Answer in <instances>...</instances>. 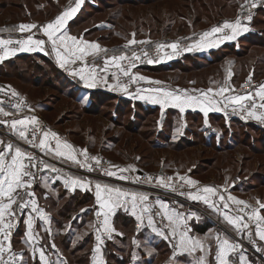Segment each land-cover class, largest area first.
Segmentation results:
<instances>
[{"label":"rangeland","instance_id":"374dc122","mask_svg":"<svg viewBox=\"0 0 264 264\" xmlns=\"http://www.w3.org/2000/svg\"><path fill=\"white\" fill-rule=\"evenodd\" d=\"M0 1H4V0H0ZM44 1L46 0H42L43 4H41L40 7L31 6L30 12L27 15L28 16L27 19L21 18L22 17L21 16L20 18H16L18 19L17 21L14 18L9 17V13L7 11L8 9H4V10L0 9V29L3 28V30H10L7 32L14 33L18 31L19 29L18 28L10 29L11 27L10 25L12 24H14V26L17 23L44 25L45 23H48L52 21L53 19H55L59 15V13H61L62 11H66L70 6L74 7L76 3V0H50L51 5H47L44 3ZM90 1L92 2H89V3L95 4L96 6H101L102 10L101 11L87 10L90 12H87L86 14H84L83 19H81L78 22V24H76V26L73 27L71 35L77 37L78 39H85V40H90V41L97 40L99 41V43L103 44L104 46L116 45L115 46L116 49L114 51H116L120 55H125L126 57H128L134 52L133 50H135L136 48L143 47L147 42L158 43V42L165 41L164 43H162L163 45L176 43L177 45L180 44L178 45V47L182 45L189 46V44H192V42H195L197 39L201 37L202 31L208 28H210V31H211L213 27H223V25L227 22V20L229 21V23H235V21L237 20L238 12L240 11V9H244L245 4L249 2L250 0H232V2L230 0L229 2L228 0H207L208 3L211 2L210 6L198 5L196 7V11H195L196 20L192 18L191 16H185V17L184 15L181 16V13H183V9H179V7L186 6V3L183 2V0H150L148 2H140L139 0H135L136 2L134 3H130L129 0H90ZM230 2L231 4L229 5ZM223 4L225 5V9H237L236 13L231 18H227L226 20L222 21L221 24H215V22H211V19L208 17V14H207V9H220V7ZM178 9L180 12L178 11ZM35 11H38L41 14L39 13L34 14ZM129 13L131 15H129ZM24 16L26 15H23V17ZM259 18L260 20L262 19L261 17H258L257 19ZM154 19L158 21V24H156L157 22ZM193 19H194V22H191V20ZM18 21H23V22H18ZM188 22L190 23V27H189L190 30L188 29L189 31L186 32L187 35L185 33H181L180 35H177L176 29L178 28V26H180L181 23H185L186 25V23ZM250 23L251 22L247 23L246 25L241 24V26H243L247 30H250V27H251ZM18 25H21V24H18ZM7 26H10V27H7ZM257 28L260 29V31H264V21L261 22V24ZM222 33L223 32L217 33L215 34L214 37L224 42L225 36H223ZM231 33H232V30H231ZM133 34L135 35L133 36ZM181 37L185 38L182 43L175 42L177 38H181ZM133 38L138 43L139 41H145L146 43H142L141 46L132 47L129 50L126 49V51H124L122 48H118L121 46L128 45L129 41L132 40ZM162 52L164 53V56L160 62L164 61V58H166L169 53L178 54L177 50L174 52L171 48H167V47L163 48ZM220 61L221 62L219 64L218 63L215 64L210 69L203 70L201 72H195L191 70L189 74H183V73H180V71L179 72L169 71L166 73L164 72V73H157V74H150V73H145L144 71H139L138 72L139 76H143L145 78H151L152 80H157L160 83L149 84L148 82H145V80H141L143 82L141 86L133 88L128 93L126 91H124L123 93L137 94L139 92L142 94L146 88L164 89L166 87L167 90H171L172 92H176L180 94L186 92L189 95L190 94L198 95V94H203L205 92L211 95L212 93L209 91V89L216 90L218 87L223 86L225 84L227 85L229 82V83H232L233 86L236 87L237 89V90L235 89L233 93L238 94L243 83L246 80H248L249 77L254 78L257 82L260 83V85H264V46H257V45L250 46L247 50V56H245V58H237L229 54L228 56H225L222 59H220ZM39 62L43 63V60H39ZM25 67L26 65L23 66V69ZM114 68H116L115 65H113L112 67L108 69L109 70L107 74L108 81H107L106 86L108 88L110 84L113 85L114 88L118 89V91H116V93H118L119 91H122V89L117 85L115 79L111 77ZM28 70H29V74L34 71L30 67ZM31 75L32 76H30L31 78L29 81L20 80V79H14V80L10 79L8 88L22 94L29 101L32 107H34L33 101L35 102L37 100L43 103H46L47 106L51 107L49 110L47 109L44 110L43 109L44 107L40 105L43 107L42 109L44 111L38 109V106L36 105L35 106L37 108L35 107L34 108L43 115L46 121V124L48 123L51 129L53 130L52 132L56 133L59 136L62 135V139L65 138L64 139L65 142H67L69 139L71 140L72 143L80 141L78 138L71 135L72 131L80 133L82 139H87L88 133L84 132L87 125L88 126H92V125L98 126L100 124V127L102 126L104 128V131L108 138L106 137L103 140V137H102L101 140L99 139V142L103 140V145H106V143L104 144L105 140L110 141L109 137L111 136L113 137L118 133L120 134L122 133V136L124 137V141H126L127 138H129V136L132 134V133L126 134V129H125V127L127 126L126 123L129 117V113L125 114V116L123 115L120 117V119L123 120L122 121L123 124L120 123L119 125L113 124L108 121L107 119L108 115H107L106 108H104L101 114L98 116H94V115L90 116V115L82 114L79 110L80 106L76 104L73 99L67 98L64 95L59 94L55 89L47 88L46 86L38 88L39 85H36L34 83L35 75L34 74H31ZM252 75L256 76V78L253 77ZM178 78L180 79V81L175 82V79H178ZM183 78H186V80L182 81ZM229 78L231 79V81L229 80ZM11 83L16 84V87L18 88L14 87ZM164 83H166L167 85ZM0 84L5 85V83L3 84L2 82H0ZM200 88H204L203 90L205 91L197 92L195 90V89H200ZM18 89L21 90V92ZM257 91H259V89ZM211 97L209 98L212 99ZM86 99H89V97H87ZM251 102L253 101H247L244 104L250 105ZM255 103L257 105V108L252 109V111L257 112V113L258 112L263 113L264 111L262 110V108L259 107V104L261 102L258 96H257V101ZM237 108H239L237 109V111L243 110L240 108V106H238ZM246 115H247V112H246ZM249 117L250 116H248V118ZM175 120H176L175 130L177 128H182V126L184 125L186 121V120H183V119L181 120L178 118H175ZM254 123H257V121H254ZM260 124L262 125L263 123H260ZM149 135L150 133L147 136ZM147 138L140 137L138 140L139 141L138 146L140 147L138 149L136 148L138 151L136 150V152L133 153L132 152L133 149H131L132 157H129L127 159L123 157L125 160L114 159L115 157L113 153L102 152L99 149V145L95 149H90L88 147L80 146L81 150L77 151V158H78V153L81 154L85 152L90 153L92 155H96V156L102 155L105 157L106 160H110L109 161L110 163H108V166L104 167L103 169L104 173H105V170H110L117 174V178L120 176L119 173H122V174L132 173V174L137 175L139 171H146V173H149L150 175L158 176L159 184H160L161 178H163L164 181L168 184L175 185V186L182 187V188L186 187L187 190H185L186 192L184 193L185 195L177 194L178 197H182V201H179L175 199L174 197L164 196L158 192L143 190L140 188H136V189H138L140 192L145 191L146 194L157 195L159 197L166 198V200L170 202V204H174L179 209L181 208L187 215L194 214L202 219L199 224L195 223L192 225V227L195 225H203L205 223H210L213 225L214 229H216L215 231H217L219 235H223L224 237H227L224 234L227 231L226 234H228L229 232V234H231V236L233 237L232 235L233 233L231 232V230L225 227L224 224H221L222 222L220 221L219 217L214 212L208 210L207 208L206 210L200 204L196 206L193 203L192 204L190 203L191 200H189L188 197H190L191 195L197 194V191L195 189L200 186L204 188L205 187L204 185L206 184L205 182H208V181H211L210 187H213L214 189L216 188L221 189V191L223 190L222 194L219 193L218 190H216V194L214 195V197L215 196L217 197V193L220 196V195H223L224 192L228 196L233 195V196L241 197L243 199L242 201H244L249 207H252V212H253V209H256L257 214L260 215L262 218H264V213L260 212V207L258 204V202L264 203V187H263V184L261 183V181L264 180V179H261L262 177L264 178V148H262L261 141L259 140L260 137L257 138L255 141L256 142L255 144H257L259 147L256 152L251 149L250 145L241 144L235 147L233 149V152L231 153L233 157L236 158V165L234 167L236 168L238 175L239 176L241 175L240 183L237 181L238 177L232 178L233 176L232 171H222L221 174H218V176L216 172L206 175L205 171H203V168L209 167L210 171H218V170H213V169L218 166L217 163L222 162V159L224 158V156L217 155L213 149H210L208 147L206 148L200 143H198L197 145H194L193 148L190 147L188 149H185L183 153L180 154L187 161L186 164L183 165L181 168L177 167L173 163L172 164L165 163V167H164L163 161L165 162L166 159L168 160V158L173 157L174 153L170 149L168 150L161 149L158 152H155L157 157L153 165L149 167H144L143 165L141 166L138 163L140 158L134 157V156H138L140 151L144 149H150L152 147L151 142H153V139H149V137ZM108 144H111V143H108ZM132 147L134 148L135 145L132 144ZM25 152H28L27 148H25ZM149 154H150V151L145 155V158H143L144 162L147 159H149L150 157ZM214 158L217 159V162L216 160H214ZM113 160L116 162H112ZM210 160H213V162L215 161V163L210 164ZM78 169L79 171H82L83 167L79 165ZM120 169H127V171L120 172ZM224 172L226 173L224 174ZM45 177L42 179V181L45 179ZM169 177H171L172 179L168 180ZM180 177H187L188 179L196 180L199 182V184L196 183L197 184L196 186L188 185L184 180L180 179ZM178 179L181 181H178ZM105 180L106 179H100V180L98 179V182H103V183L108 182ZM119 181H120L119 184L121 185L124 184L121 182L122 179H119ZM241 182H246V183L250 182V184L255 185L254 187H257V188L252 189L254 190V192L251 191L250 194L248 195L240 194L239 193L240 191H237L238 192L237 193L231 190L232 186L235 187V185L236 186L240 185ZM159 186H162V185L160 184ZM174 190H178V188L176 189L174 188ZM199 193L201 195L204 194L202 191ZM224 208L225 207L222 206V210H224ZM227 211L229 213L230 212L232 213L231 209H227ZM157 215L161 217V222L165 223V225L169 228V233H170L169 235L165 233V236L167 238H165V236H160V235L158 236L164 240V243L168 246L166 247L170 248L169 252H170V255H172L171 257H176L177 255L180 254V250H181V248L178 247L179 236L178 234L173 236L172 228L169 226L168 220L166 218H163V214L156 207H151L149 211V216L154 220V224H155L154 227L156 229L162 231L160 226L158 225V220H156ZM251 216L254 217L252 213H251ZM8 218L9 217H6V219ZM92 224H93L92 228L88 229L86 232H88L89 230L90 231L92 230L93 232L95 228L97 230V227L98 228L101 227L97 223L96 217H94ZM213 227H211L210 230H212ZM210 230H208L207 232H209ZM260 230H264V226L261 227L259 231ZM102 232L106 234L107 236L105 237L106 240L109 239L108 233L104 232L103 228H102ZM192 233H193L192 236H194L193 240H196L199 236H201V237H204L205 243H208L211 246L212 249H211L210 263L211 264L215 263L214 255L216 253L214 252V246L216 244V241H214L215 239L213 238V236L199 235L193 231ZM77 235L78 234H76V237L79 240V237H81L82 235L79 237ZM170 237L172 239L173 245L176 243L177 248L175 251L172 248ZM229 240L230 241L232 240V243L235 244L233 239H229ZM257 240H258L259 245L261 246L260 252L263 253V246L258 237H257ZM199 241L201 242V240ZM97 245H98V241L94 239V242L92 244L93 248H96ZM103 245L104 243H102V245L99 244V247L100 246L103 247ZM163 248L164 249H159V250L147 249V251L149 254H155V255L158 254L159 256L164 255L165 258H167V255L169 253L165 251V247ZM59 250L62 255L66 252L62 248H60ZM96 258H97V255L95 254L94 259ZM260 258H264L263 254H261ZM58 259L59 257L57 258L55 255L54 256L49 255L47 257L48 264H52V263L58 264ZM135 259L137 261L136 263L138 264H143L144 262L142 256L139 253ZM104 260H105V256H104ZM230 260L232 264H235L234 257H230ZM170 261L172 262V260ZM248 261L251 264H262L260 261H256L254 263L251 258H249ZM189 263H190V260H188L187 262L182 261V264H189ZM238 263H241V260H239ZM155 264H159V262Z\"/></svg>","mask_w":264,"mask_h":264},{"label":"trees","instance_id":"16d2710c","mask_svg":"<svg viewBox=\"0 0 264 264\" xmlns=\"http://www.w3.org/2000/svg\"><path fill=\"white\" fill-rule=\"evenodd\" d=\"M129 1L130 3L136 2L135 0H129ZM139 1L148 2L150 0L147 1L139 0ZM230 1L232 2V0ZM89 2L92 1L89 0L83 5L82 10L79 12L77 17L70 25L71 31L73 27H75L76 24H78V22L81 19H83L84 14L90 12L91 10H95V11L102 10L101 6H96L95 4ZM183 2L186 3V6L179 7V9H183V13H181V16L183 15L184 17L191 16L194 19L196 17L195 11L198 5L210 6L211 4V2L208 3L207 0H183ZM231 2L229 3V5L231 4ZM44 3L47 5H51L50 0H46L44 1ZM41 4H43L42 0H4V1H0V9L3 10L8 9L7 11L9 13V17L14 18L17 21L18 19L16 18H20L21 16H22L21 18L27 19L28 18L27 15L30 12L31 6L40 7ZM236 11L237 9H225V5L223 4L220 7V9H207V14L208 17L211 19V22H215V24H221L222 21L226 20L227 18H231L236 13ZM37 13L41 14L38 11H35L34 14ZM23 15L26 16L23 17ZM129 15L131 14L129 13ZM258 17H261L262 19L261 20L260 18L257 19ZM194 19L191 20V22H194ZM154 20L157 22L156 24H158V21L156 19ZM263 21H264V7H260L257 9L250 23L251 27L249 26L250 27L249 33L238 38L236 42H233L231 44H226L218 50H213L208 55L201 54L197 51H188L183 55H179L174 60L168 62L159 61L155 64L145 65L143 67L136 69L134 72L137 76H139L138 75L139 71H144L145 73H150V74H157L164 72L166 73L169 71L172 72L180 71V73L189 74L191 70L195 72H201L203 70L210 69L215 64L217 63L219 64L221 62L220 59H222L225 56H228L229 54L237 58H245V56H247V50L250 46H255V45L264 46V41H263L264 31H260V29L257 28ZM18 22H23V21H18ZM18 24H22V23H17L15 24V26L14 24H12L10 25L11 27L10 26L7 27H10V29H17L19 26ZM186 25L185 23H181V25L178 26V28L176 29L177 35H180L181 33H185L187 35L186 32L190 30L189 29L190 23L188 22L186 23ZM7 31L10 30H3V28L0 29V33ZM39 60H43V63L39 62ZM24 65H26V67L23 69ZM29 67L34 70L30 74L28 70ZM31 74L35 75L34 83L36 85H39L38 88L46 86L47 88L55 89L59 94L64 95L67 98L73 99L75 103L80 106L79 110L82 114H86L90 116L91 115L98 116L101 114L102 110L106 108L108 121L113 124L119 125L123 121L120 119V117L123 115L125 116V114L129 113V117L126 123L127 126L125 127V129H126V134L128 133H132V134L129 136V138H127L126 141H124V137L122 136V133L121 134L118 133L113 137L112 136L109 137L110 141L105 140L104 144L106 143V145H103V140L107 137L104 128L102 126L100 127V124L98 126L87 125L84 131L88 133L87 139H82L81 134L78 132H73V131L71 132L72 136L80 140L78 142H73L74 146L77 147L79 150H81L80 146L88 147L90 149H95L99 145V149L102 152L113 153L115 157L114 159L125 160L129 157H132L131 156L132 152L135 153L136 150L140 147L138 146L139 145L138 140L140 137L142 138L149 137V139H153V142H151L152 147L150 149H144L139 152L138 156H134L140 158L138 163L141 166L143 165L144 167H149L153 165L157 157L155 152H158L161 149L163 150L170 149L174 153L173 157L168 158V160L166 159L164 164L174 163L177 167L181 168L183 165L186 164L187 161L180 154L183 153L185 149H188L190 147L193 148L194 145L200 143L206 148L208 147L210 149H213L217 155L224 156L222 162L217 163L218 166L213 169L218 171H210L209 167L203 168L205 174L207 175L216 172L218 176V174H221L222 171H232L233 172L232 178L238 177L237 181L239 182L241 175L240 176L238 175V172L234 167L236 165V158L233 157V155L231 154L233 152V149L238 145L246 144V145H250L251 149L256 152L259 147L257 144H255L256 143L255 141L259 137H260L259 140L261 141L262 144V148H264V126H262L261 124L247 123L240 119H232L228 121L229 119L227 120V118L223 114H213L209 116V122L212 126L216 128V130H210L208 127H206V122L204 120L203 115L197 112L194 113L187 112L185 114V120H186L185 122L187 123L185 135L178 142L175 143L172 141V136L176 125L175 118L182 120V114L179 111L168 110L164 113H161V111L157 108L149 107L141 102H133L130 99L124 98V96H120V94L118 93H110L101 90L91 93L89 96L90 99L89 103L87 104L86 102L80 101L78 99L79 91L81 90V84L79 82H75L69 79L64 74V72L61 71L55 65L53 60L38 54L17 55L10 60H5V58L3 60H0V82H2L3 84L5 83L6 86L3 85V87L7 89H10L8 88L10 79L11 80L20 79V80L29 81L31 78L30 76H32ZM253 77L256 78V76ZM185 80L186 78L182 79V81ZM177 81H180V79L179 78L175 79V82ZM11 84L14 87H16V84L14 83ZM19 91L21 92V90ZM16 93L20 94L19 92ZM33 103L35 108H37L36 106H40V105L44 107L43 108L44 110L46 109L49 110L51 108L47 106L46 103H43L38 100L35 102L33 101ZM160 126L162 127V129H160ZM149 133L151 136L150 135L147 136ZM220 135L222 136V138L220 141H218L217 137ZM102 137L103 140L99 142V139L101 140ZM132 144L135 145L134 148L132 147ZM131 149H133L132 152ZM149 151H150L149 154L150 157L145 161L146 162L145 163L143 158H145V155ZM214 160H216L217 162L216 158H214ZM112 162H116V161L113 160ZM211 163H215V161L213 162V160H210V164ZM225 173L226 172H224V174ZM82 179L84 181H89V180H85L84 178ZM261 179L264 178L262 177ZM261 183L263 184L264 187V180H262ZM254 186L255 185L250 184V182H248L247 185L242 184V187L245 188L243 192L250 193L252 189L257 188ZM38 188L39 185L35 189V196ZM232 191L237 192L239 190H237V188L234 187L232 188ZM59 193H60V197H62L63 204L61 205V207L59 208L58 212L55 215L54 222L56 226L62 228V226H64L65 223L71 222L75 214H78L79 212H81V210L88 207H93L92 212L86 213L82 223H80L81 226H79V228L84 227L85 225H87L88 223L94 220L95 216L93 211L95 209L94 207L95 199L90 192H85V193L76 192L75 194H70L69 196H67L66 193L62 190H60ZM34 199H36V197H34ZM56 203L57 202H54V205H56ZM48 209H50V207ZM122 217H123V221L120 220V216L116 218L115 226L117 227L123 226L125 233L123 236L116 237V240L122 244L123 246L122 248H125L127 243H130L131 241L130 235L134 233V226H133V220L129 219L128 217L125 218L124 216ZM76 221L77 219H74L72 221L73 226L77 224ZM220 221L222 222V224H224V221L222 219H220ZM21 223L19 225V228H21ZM211 227H213V225L210 223L197 225L194 226V232L198 234H205L207 233L208 230L211 229ZM234 230L235 233L237 230L236 229ZM224 234L229 239L234 240L232 236L230 238L228 234L226 233ZM257 237H258V233H257ZM94 239H95L94 232L88 233L87 235H82L81 237H79V240L77 239V237L72 238L67 235H59L54 237V241L57 244V246L66 251L62 256L64 264H92V257L94 254V248L92 244L94 242ZM103 250L105 256V264L128 263V258L130 257L129 255L130 251L127 253L125 249H119L116 246V243H112L111 241L108 242V239L105 240V243L103 245ZM120 252L121 253L123 252L124 254L122 257H120L122 259L118 257V253ZM246 256L251 258L254 263L257 261L254 257L250 255H246ZM232 257H234V253H232ZM238 260H240L239 257ZM34 264H38V263L35 262Z\"/></svg>","mask_w":264,"mask_h":264},{"label":"crops","instance_id":"0c3cea01","mask_svg":"<svg viewBox=\"0 0 264 264\" xmlns=\"http://www.w3.org/2000/svg\"><path fill=\"white\" fill-rule=\"evenodd\" d=\"M81 10H82V8L77 9L75 14L66 22L64 31H66L69 35H71V33H72V31L70 29V25L72 24V22L74 21V19L77 17V15L79 14V12ZM63 12L64 11L59 13L58 16H60ZM56 18L53 19L52 21L48 22V23H45L44 25H38L37 24V26H40L39 28L38 27L37 28L40 30L41 34L44 36V38L48 42L47 46L46 45L43 46V50L16 52L15 55L8 56L5 58V60H10L17 55H30V54L42 55L44 57H47V58L53 60L55 65L61 71H63L64 74L69 79H71L75 82H79L81 84V90L79 91L78 99L80 101L86 102L87 104L89 103L90 99H86V98L89 97L90 94L93 92L101 90V91H106V92H110V93H116V91H118V89L114 88L113 85H111L109 83L110 85L108 86V88L106 86L107 81H108L107 80V74L109 72L108 69L110 67H112L113 64H109L106 71L103 70L104 66H105L104 62H105L106 58L110 59L113 55H118V56L120 55L119 53L114 51L116 49V47H115L116 45L104 46L103 44L99 43V41H97V40L96 41H90V40L82 39L83 41H86L89 43L99 44V46L102 49L107 50V53H100L96 56L88 55L87 57H85V59L83 61L77 60L75 63H68L65 65V67H61L60 62L57 59L56 52L53 50V46H52L51 41L48 40V37L46 35H44V32H43V28L47 24L54 22L56 20ZM209 31H210V28L202 31L201 36L203 35V33L209 32ZM249 31L250 30L240 31L235 36V38L225 39L224 42L220 41V39L215 38L214 37L215 35H213L211 37H208L207 40L205 41V43L206 44H212L214 46H206L203 48H193L192 47L193 44L200 43V38H199L195 42H192V44H189L190 49H191L190 51H197L201 54H207L208 55L213 50H218L226 44H231L233 42H236L238 40V38L248 34ZM231 35H232V33H231ZM151 43L152 42H147L145 45L151 44ZM141 44L142 43L128 44V45L121 46L118 48H122L124 51H126V49L128 47L132 48V47H136V46H141ZM60 51L63 52V49L61 48ZM169 56L171 58H168ZM178 56L179 55L177 53H174V54L169 53L168 56L166 58H164V61L168 62V61L174 60ZM81 68H83L85 70L82 73L85 76V78L90 83L94 84L93 87L86 86L85 80L80 79V75H72L73 70L79 72V70ZM229 80L231 81L230 78H229ZM151 81H157V80H152L151 78L145 79V82H148L149 84H153V83H150ZM164 84H166V83H164ZM221 88H226L227 91H225L222 96L221 95H215L216 93L219 92V90ZM203 89L204 88L195 89V90L197 92H201V91L204 92L205 90H203ZM235 89H236V87H234L233 84L229 83V82L227 85L225 84L223 86H220L216 90L211 89L210 92L212 94L211 95H209V93H207V94H208V97L212 96L211 101L215 105V108H210L209 111L207 112V115H205V113L201 110V107L199 105H196L193 107H186L185 110L183 112H181L179 108L173 106L171 103L161 105L160 103L153 102V100L149 99L148 97L157 96L158 93L153 92V91H149L150 88H146L142 94L139 92L137 94H131V93L125 94V93H123L124 91H119L118 94L122 93L121 96H124V98L130 99L133 102H141V103H143L149 107L157 108L161 111V113H164L168 110L179 111L182 114L183 120H185V114L187 112L200 113L204 117V120L206 122V127H208L210 130H216V128L210 124L209 116L213 115V114H223L226 117V111H228V110L233 111L234 108L236 109V111H237V109H239V108H237L238 105H233V104H228L227 107H225V104H226L225 98L226 97L233 96V95H242L239 92H238V94L237 93L234 94L233 92L235 91ZM156 90L171 91V90H167L166 87L164 89L161 88V89H156ZM69 92H70V90H69ZM181 94H183V93H181ZM190 95H192V94H190ZM192 96H196V97L200 98L201 100H204V97L202 94L192 95ZM245 102H247V101H245ZM204 107H208V104L205 103ZM42 108H43L42 106H38V109L43 111ZM216 109H218V110H216ZM3 110H4V112H7L8 115L5 116L2 113H0V141L3 142L2 144H0V148H3L8 143H11L13 145V148L20 147L23 151H25L26 143L24 142V140L19 138L18 131H17L18 129H21L24 126L17 125V129H13L11 127V124H12V122L17 121V120H30L31 118H29V117L28 118L16 117L12 114L11 111H9L7 109H3ZM262 110L264 111V108H262ZM255 113H256V115L261 114L260 112H258V113L255 112ZM228 121H230V120H228ZM244 121L247 123H254V121H257L258 124L263 123L262 126H264V122H261V120L256 119L254 116H250L249 118H248V116H246ZM186 125H187V123L185 122L184 125L182 126V128H177L176 130H174L173 136H172L173 142H175V143L178 142L185 135ZM160 129H162L161 126H160ZM52 131L53 130L51 129L50 125L47 123V132H52ZM57 136L59 137L61 143H65V141H64L65 138L62 139V135H60V136L57 135ZM221 138H222V136L220 135L217 137V140L220 141ZM53 140L54 139L49 137V142L53 141ZM69 140L68 141L66 140L67 141L66 143L73 146V149L75 150L73 154L77 156V151L79 149L74 146V143H72L71 140L70 141ZM48 155H49V161H48L49 168L46 169L45 179L39 184V188L36 192V196H35L36 199L35 200L37 202L38 209L40 211H43L47 215L49 222L46 223L44 220H42L39 217L38 212L31 211L22 220L21 228H19V226H18L16 229H14V231H12V233H13L12 245H13L14 250H15L14 254L17 256L16 264H34L35 262H37L38 264H42V261L40 259V252L41 251H43L46 260H47V257L49 255H53V256L55 255L57 258L59 257L58 264H64V261L62 258L63 255L60 253V250H59L60 248L55 243L54 237L59 236V235H67V236L73 238V237H76V234H78L77 236L79 237L81 235H87L88 233H91L92 230L91 231L89 230L88 232H86V231L88 229L92 228V225H93L92 222L88 223L87 225H85L82 228H79V226H81L80 223H82L86 213L92 212L93 207L84 208L83 210H81V212H79L78 214H75V216L71 220V222L65 223V225L62 226V228H60L59 226H56L55 222H54L55 215L58 212L61 205L63 204L62 197H60L59 191L60 190L64 191L67 196H69L70 194H75L76 192H82V193L90 192L95 199L94 200L95 209H94L93 213H94V216L96 217V221H97L98 217L96 215V212L100 211V209H99V205L96 202V197H95V184L96 183H100L101 185H108L110 187L120 188V189H122L126 192H129V193L136 192V193H142L144 195H147L148 200L146 202H144L143 207H148L149 209L151 207H156L162 214H163V210L160 209L159 202H163V203L167 204L169 212H174V213H176L179 216L184 218L182 223L180 225L176 226L178 236H179L180 232L186 231L187 235L190 238H192V239L194 238V236H192V234H193L192 231L194 232V226L192 227V225L195 223L199 224L200 221L202 220L198 216H196L194 214L187 215L181 208L179 209L174 204H170V202H168L166 200V198L159 197L157 195L146 194L145 191L140 192L138 189H136L130 185H127V184L121 185V184H115L112 182H104L103 183V182H98V180H96V181H90L91 183L89 184L88 188H86V189H82L79 186H71V185L66 187L64 184V180L68 179L69 177L79 179L80 181H84L81 178L82 175L80 174V171L78 169L79 165L77 163H74L72 161L67 160L66 158H61V157L55 156L54 152L48 153ZM163 163H164V161H163ZM52 167L59 169L60 171L59 172L51 171L50 169ZM164 167H165V164H164ZM178 181H181V180L178 179ZM194 181H196V180H194ZM196 182H197V184H199L198 181H196ZM210 182L211 181L205 182L206 184L204 186L210 187L211 186ZM239 183H240V180H239ZM46 184H47V186H46ZM242 184L247 185L246 182H241V184L237 185V186L235 185L237 190L240 191L239 193L244 194V195L250 194L248 192H243L245 188L242 187ZM211 188H213V187H211ZM232 188H234V187L232 186ZM232 188H231V190H232ZM216 190H218V192L222 194L223 190L221 191V189H217V188H216ZM251 191L254 192V190H251ZM255 191H256V189H255ZM203 195H207V194L204 193ZM223 195H225L224 201H221L219 199V197L221 195L219 196L218 193H217V197L216 196L214 197V195L209 196V204H205L203 202V200H193L190 197H188V198H189V200H191L190 201L191 204L193 203L196 206L198 204H200L205 209L207 208L208 210L214 212L220 219H222L224 221V226L227 227L229 230H231L232 233H234L235 228L225 221L224 215L226 213L227 215H229L231 217L238 216L235 213L232 214L231 212L229 213L227 211L229 206H236V204L234 203V201L227 199V197H229V196L226 195L225 192L223 193ZM230 196L234 197L236 200H243L241 197H237V196H233V195H230ZM168 200H170V199H168ZM54 202H57L56 205H54ZM213 202L215 203V207L210 206V204H212ZM225 203L228 205V207L224 208V210H222V206L224 207ZM49 207H50V209H48ZM106 211H108L109 225L113 229V231L111 233V238L108 239V242L111 241L112 243H116V246L119 249H125L127 251V253L130 251V253H129L130 257L128 258L127 264H138V263H136L137 261L135 259L138 255V253L142 256V258L144 260L143 264H155L157 262H159V264H182V261L187 262L188 260H190L189 264H197V260L199 258H204L205 264H211L210 260H211V249L212 248L208 243H205L204 237H201V236H199L196 240H201V244L203 245V250H201L200 248H197L196 251H194V252L180 250L179 255H177L176 257H171L172 255H170V252H169L170 248H167L168 246L164 243V240L161 237H159L157 235V233H155V231H153V227L155 226V224L153 223L150 225L148 223L149 218H150L149 212H142L141 206L138 204V206L135 209L136 215H134L130 199H129V202L127 204L122 203L120 205L113 206L110 210H106ZM263 211H264V208H260V212L263 213ZM120 214L122 216H124V218L128 217L129 219L133 220V226H134V233H132L130 235L131 241H130V243H127L125 248H122L123 247L122 244L116 240V237L123 236L125 233L123 226H118V227L115 226L116 218L118 216H120V220L123 221V217ZM138 215L141 216V219H139V220L137 219ZM29 216H32L33 220H34L33 233L35 235V238L32 239L31 241H29V239H28V229H27V223H26ZM101 218H103V216H101ZM74 219H77V221H76L77 224H75V226H73V224H72L73 223L72 221ZM102 223H103V219H102ZM242 223H243V218L241 220V224ZM195 226H197V225H195ZM189 227H191V228H189ZM102 228L103 227L101 225L100 228L97 227V230L99 229V234L102 236L103 243H105V240H106L105 237H107V236L105 233L102 232ZM226 229H225V231H226ZM97 230L95 228V230L93 231L95 239H96V235L98 234ZM215 230L216 229L213 228L209 232H207L205 234H199V235H205V236L211 235V236H213V238L215 239L214 241H216V244L214 246V252L217 253L218 244H219V240L217 238L219 237L220 240H222V239L227 238V237H224L223 235H219V233ZM9 232H11V231H9ZM226 233H227V231H226ZM228 235L231 238V234H229V232H228ZM258 238H259V235H258ZM2 239L3 238L0 237V240H2ZM259 240L263 246V254H264V240H261L260 238H259ZM14 242H15V244H14ZM229 242L232 243V241H230V240H229ZM163 247H165V251H167V253H169L167 255V258H165L164 255L159 256L158 254H156V255L155 254H149L147 251V249H152V250L164 249ZM95 249L96 248H94V254L93 255L95 256V254H96L97 258L94 259V256L92 257V264H99V261H102V264H104L105 260H104L103 247L100 246V249H101L100 253H97L95 251ZM6 253H8V252H6ZM232 253L233 252L229 253L230 264H232V262L230 260V257H232ZM123 255H124L123 252L118 253L119 258L122 257ZM120 259H122V258H120ZM214 259H215V263H212V264H218V261L216 260V254L214 255ZM248 259H249V257L246 255L240 256V260H243L244 264H251L248 261ZM170 260H172V262ZM47 264H48V261H47ZM54 264H57V263H54Z\"/></svg>","mask_w":264,"mask_h":264},{"label":"snow or ice","instance_id":"6c2138e0","mask_svg":"<svg viewBox=\"0 0 264 264\" xmlns=\"http://www.w3.org/2000/svg\"><path fill=\"white\" fill-rule=\"evenodd\" d=\"M82 3V0H76L74 7H69L66 11H64L60 16L56 18V20L52 23L47 24L43 28L44 35L48 37V40L51 41L53 50L56 52V56L58 61L60 62L61 67H65L68 63H75L77 60L83 61L85 57L88 55L96 56L100 53H107L106 49H102L99 44L97 43H89L86 41H83L82 39H78L75 36L69 35L65 29L66 22L75 14L77 9L80 7V4ZM253 7H255V4H252ZM33 28H37V25L35 24H21L18 26V29L20 32H26L30 31ZM225 29H231L232 35H227L224 38L225 39H233L240 31H246V28H243L241 26V21L238 19L235 21V23H225L223 27H213L211 31L203 33V35L200 37V43L193 44V48H203L206 46H214L212 44H206L205 41L208 37H211L217 33L223 32ZM135 34H133L134 36ZM138 43L134 38L129 41V44H136ZM139 43H146L145 41H139ZM17 44L18 47H12L9 48V45ZM45 44V41L39 40V39H33L31 36H29L27 39H21L17 41H13L11 39H0V51H2V54H0V60H3L4 58L8 56L15 55L17 51H37V50H43V46ZM171 48L174 52L177 50L178 45L176 43L168 44V45H158V49L163 48ZM63 49V52L60 51V49ZM191 50V49H189ZM145 56H147V53H144ZM168 58H171L170 56ZM125 59H129L130 61H133L128 65L127 68H124L121 66L120 61H123ZM140 59V57L136 54H133L132 57H126L125 55H113L110 59L106 58L104 62V71L107 70V67L109 64L115 65L116 68L120 69L125 76H129L131 72V68L135 67V60ZM148 63H155L156 61L153 59H148ZM85 70L81 68L79 72L73 70L72 75H80V79L85 80L86 86L93 87L94 84L90 83L85 76L82 74ZM131 79L133 81L139 79V80H145L146 78L143 76H132ZM150 83H160L159 81H151ZM249 83H251V77H249ZM126 90V89H125ZM149 91L157 92V96H151L148 97L149 99H152L153 102L160 103L161 105H165L167 103H171L173 106L180 109L181 112L185 110L186 107H193L196 105H199L201 107V110L207 115V112L210 108H215V105L212 103L211 99L208 97L207 93H203L204 100H201L200 98L196 96H192L187 94L186 92L183 94L172 92V91H160L156 89H150ZM211 91V89H209ZM227 91L226 88H221L216 95H223V93ZM12 95H17L15 92L12 93ZM256 96L259 97L260 101L262 103L259 104L260 108H264V85H261L259 88V91L255 93ZM226 104L225 107H227L228 104L238 105L241 109L247 112L248 116H254L256 119L261 120V122H264V113H261L260 115H256L252 109L257 108V105L255 103H252L250 105H245V101H252L253 95L252 94H246V95H233L225 98ZM207 103L208 107H204V104ZM19 107V105H17ZM218 110V109H216ZM233 111H236L234 108ZM0 113L7 116L8 113L4 112L2 108H0ZM38 121L35 117L31 118L30 120H17L12 122L11 127L13 129H17V125L24 126L21 129H18V136L22 140H24L25 143L31 145L32 147H39L40 149L44 150L46 153H53L57 157L66 158L69 161H72L74 163L79 164L82 167H87V170L91 171L92 167L91 165H87L86 161L88 159H92L95 161L97 165L101 163L99 158L97 157H91L89 158L87 156V153H84L85 156V162H81L77 159V156L74 155V149L73 146L68 143H61L59 137L54 132H47L44 131L42 133L43 138L39 139L37 142V132L38 129L36 127H33L31 130V139H29V136L26 134L27 126L29 124L31 125H38ZM49 137L54 139L56 141L55 148H52L49 144ZM3 142L0 141V144ZM39 166H42L44 169H48L49 166L44 163L43 161H37V158L33 156V154L23 151L20 147L13 148V145L11 143H8L3 148H0V237L3 239L0 240V264H16L17 256L13 254L9 259H4V253L11 252V246L10 244H6L9 240L10 232L9 230L13 227V223L11 219H6V217H13L15 215L16 209L13 208V205H17V207L22 211L24 208L31 205V210L33 212H38L39 217L44 220L46 223L48 221L47 215L40 211L37 207V202L35 199H28L25 200L26 197H33L34 193L30 190L32 188V180L34 179V173L30 171L31 168H37ZM54 172H59V169H56L52 167L50 169ZM127 171V169H120V172ZM105 175L108 176H115L116 173L112 172L110 170H105ZM119 179L126 180L128 177L125 176H119ZM172 178L169 177L168 180H171ZM180 179L184 180L188 185L195 186L196 181L188 179L187 177H180ZM90 181H80L79 179H75L72 177H69L68 179L64 180L65 186H79L82 189L88 188ZM160 184L164 187L171 188L172 185L168 184L164 181L163 178L160 180ZM47 186V184H46ZM23 190V195H21V191ZM202 192L207 195H201L199 192L195 195H191L190 198L193 200H203L205 204H209V196L216 194V189L211 187H204L202 189ZM95 197L96 202L99 205L100 211L96 212L97 217L103 216V231L108 233L109 238H111V233L113 229L109 225L108 221V211L113 206H117L120 204H127L129 202V199L132 204L133 208V214L136 215V207L138 204L141 206L142 212H149L150 209L148 207H143L144 202L148 200V196L144 195L142 193H136V192H126L120 188L110 187L108 185H101L100 183L95 184ZM221 201L225 200V197L221 195L219 197ZM228 200L234 201L236 205H243L244 208H248L249 206L242 200H236L234 197H227ZM19 201V202H18ZM260 208H264V203L258 202ZM210 206L215 207V203L213 202L210 204ZM159 207L161 210H163V218H166L169 222V226L172 228V234L175 236L177 234V227L180 225L183 221V217L179 216L178 214L174 212L168 211L167 204L163 202H159ZM224 207L227 208L228 205L225 203ZM240 211H243V209H240ZM159 214V213H157ZM252 215H254L255 219L257 221H261L262 218L260 215L257 214V210L253 209ZM252 216H249V219H251ZM137 219H141V216H137ZM225 221L232 225L237 231H241L242 229H247L248 224L243 223L241 224L242 218L240 216L231 217L225 213L224 215ZM27 229H28V239L31 241L35 238V235L33 233V217L29 216L27 220ZM148 223L151 225L154 223L152 218H149ZM153 231L157 233V235L165 236V233L163 231H160L153 227ZM98 234L96 235V240L98 241V245L95 249L97 253H100L101 249L99 247V244L103 243L102 236L99 234V229L97 230ZM259 238L261 240H264V230L258 231ZM165 238H167L165 236ZM219 240L218 244V251L216 253V260L218 261V264H230L229 261V253L233 252L238 245L234 243H230L227 238H224L220 240V238H217ZM178 247L181 248V250L194 252L197 248H200L203 250V245L199 240H193L187 235V232H180L179 233V240H178ZM22 259V258H21ZM40 259L42 261V264H47V260L45 258V255L43 251L40 252ZM99 264H102V261H99ZM197 264H205L204 258H199L197 260ZM241 264H244V261L241 260Z\"/></svg>","mask_w":264,"mask_h":264},{"label":"built area","instance_id":"2783aa9c","mask_svg":"<svg viewBox=\"0 0 264 264\" xmlns=\"http://www.w3.org/2000/svg\"><path fill=\"white\" fill-rule=\"evenodd\" d=\"M88 0H82V3L80 4V9L83 8V5L87 2ZM255 4V7L252 6V4ZM264 7V0H250L247 2L244 6V9H240V11L237 14V20L239 19L241 21L242 25H246L247 23L251 22L253 19L256 11L258 8ZM227 23L229 21L227 20ZM38 28L40 26H37ZM38 28L31 29L30 31L26 32H3L0 33V39H11L13 41L21 40V39H27L29 36H31L33 39H39L45 41L44 45H48L47 40L44 38V36L41 34L40 30ZM231 34L230 29H225L222 33L223 36H227ZM185 38H177L175 42L182 43ZM165 41L158 42V43H151L144 45L143 47L136 48L133 50L134 52L128 56L132 57L133 54H136L140 57V59L135 60V67L131 68V72L129 76H125L123 72L118 69L114 68L113 73L111 75L112 78L115 79L117 85L122 89V91H126L127 93L130 92L133 88L139 87L143 84V82L139 79L133 81L131 79L132 76H136L135 70L143 67L145 65H150V64H155L159 61L162 60L164 53L162 52V49H158V45H161ZM180 45V44H178ZM12 47H18L17 44L9 45V48ZM49 47V46H48ZM131 49L130 47L127 48V50ZM190 49V46L188 45H182L177 48V52L179 55H183L187 53ZM20 52V51H17ZM147 53V56L144 55V53ZM0 54H2V51H0ZM148 59H153L156 62L155 63H148ZM133 61H130L129 59H125L123 61H120V64L122 67L127 68L130 63ZM260 83L257 82L254 78H251V83H249V79L246 80L242 87L239 90V93L242 95L246 94H252L253 95V102L255 103L257 101V96L255 93L257 90L260 88ZM126 89V90H125ZM14 91L7 89L3 87V85L0 84V108L2 109H7L12 112V114L16 117H21V118H33L35 117L37 121L39 122L38 125H31L29 124L26 130V134L29 136V139H31V130L33 127H36L38 129L37 132V142L39 139L43 138L42 133L44 131H47V124L42 116V114L37 111L32 105L29 103V101L21 94L16 93L17 95H12ZM256 104V103H255ZM19 105V107H17ZM246 112L244 110L242 111H226V118L231 120V119H240V120H245L246 118ZM50 146L52 148H55L56 142L50 141L49 142ZM25 147L28 150V153L33 154L37 158V161H43L44 163H48L49 161V156L48 153H46L44 150L40 149L39 147H32L31 145L27 144ZM88 157H97L101 161L99 165L95 163L94 160L88 159L86 161L87 165H91L92 170L89 171L87 170V167H83L82 171H80V174L82 175V178L85 180L89 181H96L100 179H106L105 181L112 182L115 184H119V179L115 176H108L105 175L103 169L104 167L108 166V163H110V160H106L104 156L102 155H92L90 153H87ZM78 158L81 162H85V156L84 153L79 154L78 153ZM30 171L34 173V179L32 180V188L30 189L33 193V197H24L25 200L28 199H34L35 197V189L37 186L41 183L42 179L46 176V169H44L42 166H39L37 168H31ZM121 176L128 177L126 180H122L121 182L127 185H130L134 188H140L143 190H148V191H153V192H158L164 196L167 197H174L175 199L182 201V197H178L177 194H184L186 193L185 190H187L186 187H178L175 185H172L171 188L164 187V186H159V177L156 175H150L149 173H146V171H139L137 175L129 173V174H122L119 173ZM174 188H178V190H174ZM203 189L202 186L197 187L195 190L197 192H201ZM21 191V195H23V190ZM185 195V194H184ZM176 196V197H175ZM19 202V201H18ZM15 211V215L13 217H9L8 219H11L13 223V227L9 230L10 236L9 240L5 242L6 244H10L11 246V252L5 253L4 254V259L7 260L9 259L13 254H14V247L12 245L13 241V233L14 229H16L22 220L32 211L31 210V205L28 207L24 208L22 211L17 207V205H13ZM254 208V207H253ZM228 209L232 210V213H235L236 215L240 216L243 218V223L248 224L247 229H242L241 231H236L233 233V238L235 240V244L238 245V247L233 251L234 253V263L235 264H240L238 263V257L240 258L241 255H250L255 257L257 261H260L262 264H264V258H260L262 252L261 251V246L258 243L257 240V233L261 227L264 226V219L261 221H257L253 216L251 219H249V216H251L252 213V207L244 208L243 205H236V206H229ZM240 209H243V211H240ZM156 220H158V225L160 226L161 230L166 233H169V228L165 225V223L161 222V217L156 216ZM97 223L101 226L102 225V219L101 217L97 218ZM242 223V224H243ZM171 243H172V248L174 251L176 250V243L173 245L172 239L170 237ZM261 253V254H260Z\"/></svg>","mask_w":264,"mask_h":264}]
</instances>
